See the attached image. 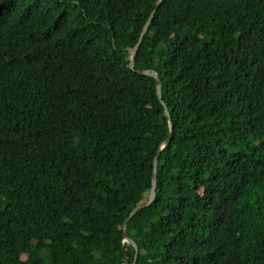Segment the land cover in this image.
I'll list each match as a JSON object with an SVG mask.
<instances>
[{
	"label": "trees",
	"instance_id": "trees-1",
	"mask_svg": "<svg viewBox=\"0 0 264 264\" xmlns=\"http://www.w3.org/2000/svg\"><path fill=\"white\" fill-rule=\"evenodd\" d=\"M0 0V264H264V0ZM172 116V137L156 79Z\"/></svg>",
	"mask_w": 264,
	"mask_h": 264
},
{
	"label": "water",
	"instance_id": "water-1",
	"mask_svg": "<svg viewBox=\"0 0 264 264\" xmlns=\"http://www.w3.org/2000/svg\"><path fill=\"white\" fill-rule=\"evenodd\" d=\"M164 0H159L158 2V6L163 2ZM157 11V8L153 11L151 18H149V20L147 21V23L145 24L143 31L141 33V37L139 42L134 46V48L132 49H127V56H128V60L129 63L127 65V68L131 71H134L135 73L139 74V75H144V76H148L151 78L156 79V83H157V91H158V95L160 100L162 101V103L164 104V108H165V114L169 119V124L171 127V134L168 137V139L165 141V145L168 144L171 140L172 137V129H173V121H172V116L171 113L169 111V108L166 104V102L163 100V96H162V81L159 78V74H157L156 72L150 71V70H135L134 68V58L136 56L137 50L141 44L142 38L144 37L145 33L148 30V27L151 24V20L154 17L155 13ZM161 154V151L158 153V155L155 158L154 161V175H153V179H152V186H151V190H150V196L149 199L146 203L139 205L138 207H136L131 214L129 215V217L126 219L124 225H123V234H124V238L125 241L128 242L129 244H131L134 248H135V260L133 264H136V258L139 254V247L137 246V244L130 238L128 231H127V226L129 221L135 217L137 214H139L143 209L150 207L156 200L157 197V185H158V179H157V167H158V160H159V156Z\"/></svg>",
	"mask_w": 264,
	"mask_h": 264
}]
</instances>
